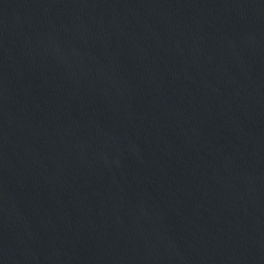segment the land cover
Masks as SVG:
<instances>
[{
	"label": "water",
	"instance_id": "water-1",
	"mask_svg": "<svg viewBox=\"0 0 264 264\" xmlns=\"http://www.w3.org/2000/svg\"><path fill=\"white\" fill-rule=\"evenodd\" d=\"M0 264H264V0H0Z\"/></svg>",
	"mask_w": 264,
	"mask_h": 264
}]
</instances>
